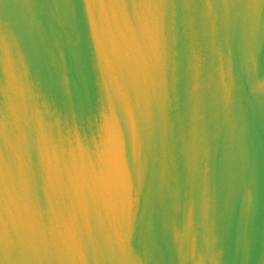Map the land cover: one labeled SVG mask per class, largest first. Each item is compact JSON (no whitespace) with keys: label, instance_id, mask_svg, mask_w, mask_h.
<instances>
[{"label":"water","instance_id":"water-1","mask_svg":"<svg viewBox=\"0 0 264 264\" xmlns=\"http://www.w3.org/2000/svg\"><path fill=\"white\" fill-rule=\"evenodd\" d=\"M0 264H264V0H0Z\"/></svg>","mask_w":264,"mask_h":264}]
</instances>
